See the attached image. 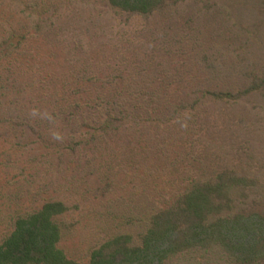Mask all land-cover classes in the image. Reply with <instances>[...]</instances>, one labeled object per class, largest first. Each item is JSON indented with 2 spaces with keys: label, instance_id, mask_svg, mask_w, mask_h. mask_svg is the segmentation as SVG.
Wrapping results in <instances>:
<instances>
[{
  "label": "rangeland",
  "instance_id": "1",
  "mask_svg": "<svg viewBox=\"0 0 264 264\" xmlns=\"http://www.w3.org/2000/svg\"><path fill=\"white\" fill-rule=\"evenodd\" d=\"M6 38L7 61L13 60L10 72L4 69L6 88L11 73L19 100L1 99L12 118L26 101L56 104L59 96L40 83L70 66L85 72L78 83L91 90L80 101L88 107L63 103V113L52 118L56 139L52 126L46 136L54 139L44 142L25 127L12 140L7 125L0 126V241L13 228L12 217L62 201L67 210L58 220V247L86 263L109 236L135 238L136 220L170 205L190 181L224 170L251 184L232 195L235 210L264 213V89L263 95L242 93L256 75L264 80L260 0H183L150 16L115 11L107 0H0V44ZM79 53L93 62H78ZM93 75L101 81L118 76L114 90L123 95L108 101L111 109L121 103L112 120L129 114L126 129L111 130L100 145L68 146L71 131L75 141L87 138L104 119L96 112L105 108L99 96L112 85L98 91L88 82ZM124 85L135 87V105ZM36 105L50 114L44 103ZM2 109L0 121H7ZM231 260L213 248L168 264Z\"/></svg>",
  "mask_w": 264,
  "mask_h": 264
},
{
  "label": "trees",
  "instance_id": "2",
  "mask_svg": "<svg viewBox=\"0 0 264 264\" xmlns=\"http://www.w3.org/2000/svg\"><path fill=\"white\" fill-rule=\"evenodd\" d=\"M107 1L115 11L150 16L165 6L183 0ZM260 1L264 4V0ZM42 27L41 25L40 28ZM0 48H2L0 51V110L2 108L7 110V121L1 120L0 126L7 125L5 135L13 140L18 137L19 129L25 127L27 132L31 130L44 142L47 130L52 126V135L56 139L55 130L58 129L52 118L56 113L62 112L63 103L71 104L75 108L89 105L88 101H84V104L80 103L82 95L84 98L85 94L89 96L91 90H85L82 83H78L84 80L85 72L70 66L67 74L61 73L59 77L55 76L54 81L53 77L49 78V82L54 84H50L46 78L45 82L40 83L41 86H46L43 90H48L50 86L49 90L51 89L57 97L59 96L56 104L54 99L53 101L51 99L35 100L36 104L44 103V109L47 112L50 111L49 115L42 114L39 106L26 101L21 107V114H16L12 118L10 116L12 111L2 103V100L6 97L9 99V96L17 103L19 100L18 96H12L14 90L11 73H7L6 88L4 69H7L13 61L12 59L7 61V57L10 56L7 54V38L1 41ZM78 56V59L76 57L78 62L81 59L82 62H93L92 58H87L86 54L79 53ZM8 70L7 72H10ZM104 78L106 80L101 81L93 75L91 81H88L90 85L97 83L96 89L101 92L104 90L103 84L112 85L107 89L111 91L104 93V99L99 96L100 100L106 101L105 108L98 105L103 108V112L100 108H97L96 112L97 114L100 112L99 116L103 115L104 119L87 138L85 135H79L77 140L81 142L74 140V134L71 131L69 134L71 141L68 146H86L90 143V145H100L111 130L113 133H118L119 130L126 129L129 114L125 115V118L112 120V111L121 115L117 108L121 103L117 101V107L112 104L111 109L112 102L108 101L109 96L117 99L119 95H123L119 93L120 91L114 90L118 76L107 75ZM258 78L256 75V80L249 82L242 92L243 95L257 92L263 95L264 80L258 82ZM134 89L135 87L129 88V85H124L122 88L123 92L127 91L129 94L126 100H131L133 105L137 103V93ZM222 96V94H213L216 99H221ZM107 105L110 107L108 108ZM105 115L109 116V119H106ZM15 131L18 133L16 134ZM49 137L54 139L52 136ZM188 184L170 205L156 210L151 215H142L136 220L140 231L135 238L127 233L109 236L90 252L86 263L69 259L58 247L61 239V227L58 220L66 212L67 207L62 201L48 200L35 210L25 211L12 217L13 228L0 241V264H168L176 256L180 257L188 252L206 253L213 248H219L230 257L231 264H264V213L253 211V209L237 211L233 202L234 192L244 191L251 185L250 181L244 176H235L231 171L224 170L207 180L190 181ZM127 225L132 226L135 223L130 222Z\"/></svg>",
  "mask_w": 264,
  "mask_h": 264
}]
</instances>
